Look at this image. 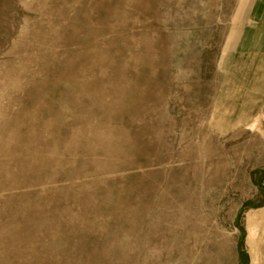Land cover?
<instances>
[{
  "label": "rangeland",
  "instance_id": "374dc122",
  "mask_svg": "<svg viewBox=\"0 0 264 264\" xmlns=\"http://www.w3.org/2000/svg\"><path fill=\"white\" fill-rule=\"evenodd\" d=\"M246 37L264 0H0V264H264Z\"/></svg>",
  "mask_w": 264,
  "mask_h": 264
},
{
  "label": "crops",
  "instance_id": "0c3cea01",
  "mask_svg": "<svg viewBox=\"0 0 264 264\" xmlns=\"http://www.w3.org/2000/svg\"><path fill=\"white\" fill-rule=\"evenodd\" d=\"M258 34L256 35H259L261 38L263 37V34L262 32H257ZM246 41H249V44L251 45L253 43V45H258L260 48L259 49H255V51H263L264 50V39H259V38H253V37H246L245 38ZM252 46V45H251ZM264 108V105L262 107V109Z\"/></svg>",
  "mask_w": 264,
  "mask_h": 264
},
{
  "label": "water",
  "instance_id": "95a60500",
  "mask_svg": "<svg viewBox=\"0 0 264 264\" xmlns=\"http://www.w3.org/2000/svg\"><path fill=\"white\" fill-rule=\"evenodd\" d=\"M262 113L264 114V108L262 109ZM243 212V209H241L240 211H239V214H241ZM236 226L238 227L239 226V221H237L236 222ZM243 234V236L245 235L244 233H242ZM243 238H241V242H243Z\"/></svg>",
  "mask_w": 264,
  "mask_h": 264
}]
</instances>
